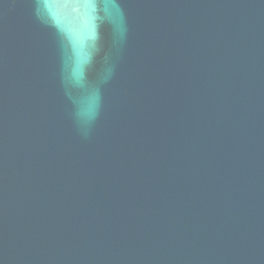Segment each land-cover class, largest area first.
Returning <instances> with one entry per match:
<instances>
[{
    "label": "water",
    "instance_id": "1",
    "mask_svg": "<svg viewBox=\"0 0 264 264\" xmlns=\"http://www.w3.org/2000/svg\"><path fill=\"white\" fill-rule=\"evenodd\" d=\"M0 264H264V0H0Z\"/></svg>",
    "mask_w": 264,
    "mask_h": 264
}]
</instances>
